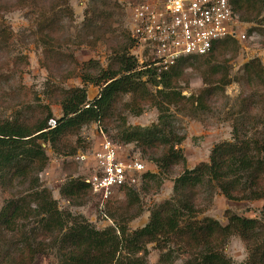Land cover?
Here are the masks:
<instances>
[{
    "label": "trees",
    "instance_id": "obj_1",
    "mask_svg": "<svg viewBox=\"0 0 264 264\" xmlns=\"http://www.w3.org/2000/svg\"><path fill=\"white\" fill-rule=\"evenodd\" d=\"M230 5L238 22L264 23L263 17L259 19L264 0H230ZM55 20L52 16L39 21L41 35L46 37L51 33ZM8 35L0 27V41L8 39ZM236 47L234 38L227 36L213 43L204 55L180 58L159 79L150 70L139 69L136 59L126 57L122 49L114 52L112 64L106 70L90 66V61L86 63L94 76H83L82 81L99 88L94 99H87L84 87L59 94L62 116L54 128L48 129L47 121L52 113L47 108L23 120L0 117V187L25 188L23 195L10 197L0 208V242H15L12 253L2 258L5 263L35 264L39 255L53 250L60 264H149L146 247L154 244L159 251L156 264L170 262L171 247L187 255L184 264H234L224 255L223 247L230 237L238 236L247 251V258L239 264H264V109L257 133L249 136L242 118L236 121L231 142L216 144L208 163L185 169L174 180L177 203L164 202L152 209L147 224L133 232L124 226L97 230L86 220L74 218L70 212L58 208L51 192L38 178L48 163L40 142L57 150L67 135L76 134L82 126L109 119L114 103L123 95L130 96L133 105L138 104L135 115H139L146 103L152 104L159 115L157 122L149 127L123 128L116 140L136 144L141 157L152 151L149 160L159 172L184 163L183 156L175 150L184 138L172 130L165 113L169 106L185 102L203 107L216 89L224 91L230 84L228 71L219 64H211L210 59ZM194 66L205 87L198 95L185 97L176 90L175 83L186 69ZM242 71L247 82L256 81L264 88V68L258 59L244 64ZM142 76H147L145 82ZM155 176L147 171L142 181ZM203 183H214L227 200H261L260 217L247 218L226 210L224 224L210 217L196 219L191 199ZM89 191L90 187L79 178L67 180L59 190L67 201L74 203L82 201ZM123 192L129 204L137 197L135 189L125 188Z\"/></svg>",
    "mask_w": 264,
    "mask_h": 264
},
{
    "label": "rangeland",
    "instance_id": "obj_2",
    "mask_svg": "<svg viewBox=\"0 0 264 264\" xmlns=\"http://www.w3.org/2000/svg\"><path fill=\"white\" fill-rule=\"evenodd\" d=\"M136 1L0 0V27L9 34L8 39L0 41V117L23 120L47 108L52 113L50 119L58 121L62 116L59 94L77 87L86 89L88 100L94 99L99 88L89 81H82L83 76H94L86 63L90 61V66L106 70L112 64L114 52L124 49L126 57H133L134 44L129 40V8ZM52 16L56 22L51 33L44 37L37 25L43 17ZM261 17L264 18V10L259 19ZM236 29L245 35L244 40L234 38L236 50L210 59L211 64L226 68L230 84L224 91L216 89L205 100L203 107L185 102L179 106H169L165 113L172 130L184 138L175 147L183 156L184 163L179 162L159 172L149 160L152 151H146L145 157L141 158L146 162L148 172L156 176L138 185L135 189L137 197L130 200L132 203H127L123 191H117L101 212L91 191L82 201L74 203L67 201L59 190L69 179L84 180L88 177L93 165L91 153L102 142L103 136L119 146L122 152L134 150L140 153L136 144L118 142L116 136L123 128L149 127L156 123L159 112L152 104L146 103L139 115H135L133 112L138 110V104L135 102L133 105L128 95L119 96L109 119L86 124L76 134L67 135L58 151L43 143L48 163L38 178L42 186L51 192L60 210L70 212L74 218L86 220L97 230L124 226L128 232H133L147 224L152 209L164 202L177 203L173 191L174 180L185 169L208 163L210 152L216 144L231 142L236 121L242 118L249 136L258 132L261 110L264 109V88L256 81L247 82L242 76V66L252 59H258L264 68V23L238 22ZM137 64L141 69V65ZM195 66L186 69L175 83L176 90L185 97L191 94L196 96L205 87ZM141 80L145 82L147 76H142ZM79 155H85L87 160L80 163L76 160ZM24 192V187L15 190L0 187V208L7 199L19 193L23 195ZM191 202L196 210V219L210 217L222 224L226 221V210L247 218H259L262 207L261 200H227L214 183L198 186ZM12 244L15 242L11 240L0 242V264H6L2 258L12 253ZM146 248L147 262L156 264L159 251L154 244ZM223 253L234 264L247 258V251L238 236L227 240ZM170 254L168 264H184L187 259V255L178 248L171 247ZM35 264L60 263L53 250H46V255H39Z\"/></svg>",
    "mask_w": 264,
    "mask_h": 264
},
{
    "label": "built area",
    "instance_id": "obj_3",
    "mask_svg": "<svg viewBox=\"0 0 264 264\" xmlns=\"http://www.w3.org/2000/svg\"><path fill=\"white\" fill-rule=\"evenodd\" d=\"M129 13L132 56L157 79L180 58L206 54L218 40L245 39L236 29L230 0H137ZM47 126L54 128L56 120L49 119ZM91 155V172L83 181L101 212L115 192L136 189L149 171L138 151L122 152L104 136ZM76 160L82 163L87 157Z\"/></svg>",
    "mask_w": 264,
    "mask_h": 264
},
{
    "label": "water",
    "instance_id": "obj_4",
    "mask_svg": "<svg viewBox=\"0 0 264 264\" xmlns=\"http://www.w3.org/2000/svg\"><path fill=\"white\" fill-rule=\"evenodd\" d=\"M39 144H40V146H41L42 148L45 147V144H43V142H40Z\"/></svg>",
    "mask_w": 264,
    "mask_h": 264
}]
</instances>
